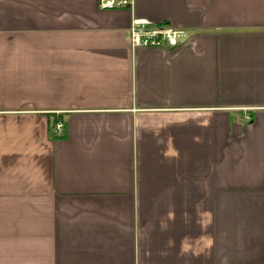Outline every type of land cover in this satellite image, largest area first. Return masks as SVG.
<instances>
[{
	"label": "crops",
	"instance_id": "0c3cea01",
	"mask_svg": "<svg viewBox=\"0 0 264 264\" xmlns=\"http://www.w3.org/2000/svg\"><path fill=\"white\" fill-rule=\"evenodd\" d=\"M99 3L0 0V264H264V0Z\"/></svg>",
	"mask_w": 264,
	"mask_h": 264
},
{
	"label": "built area",
	"instance_id": "2783aa9c",
	"mask_svg": "<svg viewBox=\"0 0 264 264\" xmlns=\"http://www.w3.org/2000/svg\"><path fill=\"white\" fill-rule=\"evenodd\" d=\"M132 0H100L101 10L131 8ZM187 39L185 30L167 25L155 26L148 22L135 21L129 30V41L133 48L158 47L173 48ZM54 134L60 138L64 134L63 122L54 125Z\"/></svg>",
	"mask_w": 264,
	"mask_h": 264
}]
</instances>
